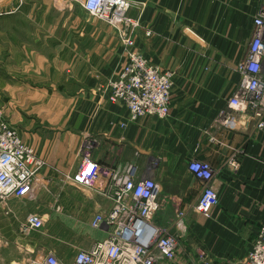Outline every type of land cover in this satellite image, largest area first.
Returning a JSON list of instances; mask_svg holds the SVG:
<instances>
[{
  "label": "crops",
  "instance_id": "crops-1",
  "mask_svg": "<svg viewBox=\"0 0 264 264\" xmlns=\"http://www.w3.org/2000/svg\"><path fill=\"white\" fill-rule=\"evenodd\" d=\"M128 1V14L140 18L136 45L149 61L175 72L166 118L129 122L126 107L107 100L124 51L115 29L79 4L59 8L48 0L33 11L43 34L29 46L48 50L33 53L24 77L0 76V108L44 161L34 196L10 198L7 211L0 206V222L15 215V205L19 225L29 213L46 220L16 264L40 251L70 263L77 248L107 235L105 226H90L110 207L103 196L107 179L93 188L72 180L85 151L107 173L134 165L140 177L152 178L164 200L155 218L161 226L184 210L188 227H224L229 241L245 235L251 243L264 222V128L255 129L247 115L229 125L219 121L238 87L236 64L246 54L261 0ZM191 159L216 171L218 204L208 218L192 210L200 184L188 169Z\"/></svg>",
  "mask_w": 264,
  "mask_h": 264
},
{
  "label": "built area",
  "instance_id": "built-area-1",
  "mask_svg": "<svg viewBox=\"0 0 264 264\" xmlns=\"http://www.w3.org/2000/svg\"><path fill=\"white\" fill-rule=\"evenodd\" d=\"M61 1L68 7L79 4L89 15L111 25L118 34L126 61L121 73L107 84V100L122 103L129 122L147 117L166 118L175 72L162 69L136 49L132 34L140 26V20L128 14L132 4L128 0ZM252 24L246 54L236 64L240 77L238 87L227 102L229 111L221 113L219 121L229 125L241 113H247L255 129L261 130L264 128V0ZM230 163L236 170L238 163L234 160ZM43 166L42 158L21 139L0 110V206L8 210L10 198H32ZM188 169L200 184L192 210L206 215L218 204L215 171L208 162L198 159H191ZM102 177L107 179L103 196L111 204L106 212L93 216L90 226L94 229L105 226L107 235L87 248H77L70 263L59 260L53 251H40L24 259L23 264H214L206 251H198L191 257L181 243L188 211H178L170 226H161L155 221L164 200L160 199L158 185L152 178L140 177L134 165L121 172L107 173L85 151L72 176L73 182L93 188ZM45 222L43 215L29 213L19 229L29 235L41 231ZM232 264H264V222L247 254Z\"/></svg>",
  "mask_w": 264,
  "mask_h": 264
},
{
  "label": "rangeland",
  "instance_id": "rangeland-1",
  "mask_svg": "<svg viewBox=\"0 0 264 264\" xmlns=\"http://www.w3.org/2000/svg\"><path fill=\"white\" fill-rule=\"evenodd\" d=\"M49 1L52 2L54 7L68 8V4L64 3V1ZM46 6H49L48 0L46 2H44V0H0L1 77L5 76L8 78V72L12 73V80H14L13 78H15L17 75L24 77L23 75H25V71L28 69L26 68L27 63L30 62V59L33 57V53L35 51L40 52L43 50H48L40 48L35 49L29 46L32 40L39 38L40 34H43L39 31L37 25L39 24V17L34 16L33 11L39 12L40 9ZM130 17L139 18V16L135 17L131 15ZM138 28L134 30L132 36L136 49L140 51V48L136 45L135 41V33ZM116 36L120 43L117 32ZM49 50L51 51V49ZM3 81L4 80H1V82ZM0 110L4 118L9 122V120L5 117L2 108H0ZM241 114L242 115L240 117L238 116L236 118L240 119L247 113ZM30 203L33 205L32 202ZM14 209L16 210L14 216L11 214L7 215L6 217L1 216L3 219L0 222V264H13L14 262L19 261L22 258L24 251L30 247V241L34 239L33 236L35 234L30 233L29 235H24L21 233L19 229L20 226H18V221L22 218V216L20 215V210L17 209L16 205ZM197 215L202 218H208L210 212L206 215ZM185 228L186 232L182 237L181 243L185 246L186 250L189 251L190 256L193 257L195 253L203 250L213 257L214 264H232L240 258L239 254L237 253H246L251 245L250 240H248L249 236L245 237V235H241V242H238L236 238H234L232 242L231 240L229 241L228 239H231V237H229L227 233L230 232L224 227H220L221 230H218L216 227H209L208 229V227L200 225L197 227H188V225L185 224ZM249 232L250 231L247 230L245 234ZM55 236L57 237V233H55ZM55 243L62 245L59 242ZM22 261H20L21 263L19 264H23Z\"/></svg>",
  "mask_w": 264,
  "mask_h": 264
}]
</instances>
